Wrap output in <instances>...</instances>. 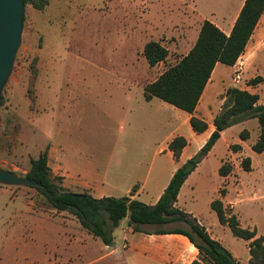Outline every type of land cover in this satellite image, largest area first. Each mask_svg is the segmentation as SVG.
I'll list each match as a JSON object with an SVG mask.
<instances>
[{
  "label": "rangeland",
  "instance_id": "1",
  "mask_svg": "<svg viewBox=\"0 0 264 264\" xmlns=\"http://www.w3.org/2000/svg\"><path fill=\"white\" fill-rule=\"evenodd\" d=\"M222 5L221 0H49L43 11L26 6L21 46L2 91L0 168L25 175L30 160L38 157L49 144L90 151L96 160L119 148L164 147V137L154 136L153 133H158L153 132L151 122L144 123L147 113L141 87L133 83L135 78L136 81L143 78L131 72L127 74L120 62L128 60L136 64L140 48L148 40L158 41L168 50L164 62L148 69L154 77H146L144 87L186 55L204 15H218L219 9L224 14L229 12ZM124 34L128 36L129 58L121 38ZM136 52L139 54L135 55ZM32 65L36 69L34 105L28 96ZM236 65L240 73L238 87H249L250 91L259 93L264 103V23ZM255 78L261 81L250 85ZM241 130L236 124L216 147L223 163L233 165L230 174L245 171L242 160L249 157H233L228 148L237 151L234 146L239 144L241 148H251L250 142L257 139V132L253 130L250 141L240 142ZM252 157L255 172L249 177L258 183L264 179V153ZM215 176H211L215 178L212 183L199 185L200 193L186 201V207L194 209V220L209 230V236L220 241L221 235L226 246L236 245L245 264V240L234 237L227 226L224 229L220 225L212 226V222L218 221L210 208L208 191L210 186L215 188L223 180L218 171ZM225 185L221 183L218 190L220 199L222 190L226 191ZM10 195L15 197L9 199ZM40 197L29 187L0 186V264H45L47 253L52 254L67 240L60 222L71 224L70 220L74 219L79 224L70 213L59 215L44 206ZM213 197L219 199L217 195ZM259 202L263 204L264 199ZM248 204L242 202L237 209L243 206L247 209ZM225 207L231 210L230 205ZM246 222L247 218L242 216L241 223ZM126 227L127 219H124L114 230L118 245L122 243V231ZM80 228L85 230L81 225ZM175 228L191 232L187 224L180 222L142 227L147 233ZM85 232L90 236L81 234L87 251L83 259L90 261L107 256L111 246L102 247L98 238ZM168 236L180 238L175 234L162 238ZM121 252L119 249L111 256L120 257ZM194 252L197 255L192 260L187 255ZM186 254L177 253L171 260L174 264H191L199 258L194 247Z\"/></svg>",
  "mask_w": 264,
  "mask_h": 264
},
{
  "label": "crops",
  "instance_id": "2",
  "mask_svg": "<svg viewBox=\"0 0 264 264\" xmlns=\"http://www.w3.org/2000/svg\"><path fill=\"white\" fill-rule=\"evenodd\" d=\"M221 1L223 2V9H228L229 12L224 14V11L219 9L218 15L213 13L209 16L204 15L203 20L210 21L224 34L228 35L245 0ZM261 23H264V13L250 37L244 52L255 37ZM199 29L192 39L189 50L197 40ZM121 38L122 41H125L127 49L126 57L129 58L127 55L129 51V48H127L128 36L124 34ZM149 41L155 40H148L142 44L139 50L140 58L136 60V64H130L128 60L121 61L120 67H125L129 75L131 72L135 76L143 78V80L140 81H136L135 78L133 83L139 86V88L141 87L142 99L145 103L143 108L145 113H147L145 117L147 121L144 120V123L150 125L151 122L153 132L158 133H153L154 136L158 135L164 137V147L119 148L109 155L106 153L102 160H96V158L91 157L90 151L81 152L71 148H56L49 144L48 166L54 176L62 178V186L65 189L74 193H87L94 199L128 197L130 200H137L147 206L155 205L169 184L174 172L201 149L214 131L213 121L221 110L227 87L230 85L231 88H239L238 85L240 82L235 79L237 72L235 68L244 53L232 67L220 63L215 65L193 114L195 117L205 121L208 128L203 133H195L190 126V114L164 103L157 98L145 101L143 97L144 81L146 77H154V73L148 71V69L152 67L148 65L143 56L144 46ZM139 53L136 52L135 55ZM138 64L139 68L135 66ZM238 76H240L239 72ZM239 89L246 90L251 94H256L259 98L257 104L264 106V103H262V96L259 93L250 91L249 87ZM256 121L257 119L254 118L238 124L242 127L241 132H247L248 137L246 140L248 141H250L253 130L257 132L258 138L259 124L258 121ZM235 126L236 125L222 131L220 139L215 143L208 155L200 162L196 169L188 176L180 188L175 207L188 214L193 219L195 218L193 213L194 209H187L186 201L194 199L195 195L200 193L198 188L201 183H212L211 181L213 179L215 180V178L211 176L216 177V172H219L220 167L224 164L222 158L217 156L218 148L216 147ZM175 137H183L187 141L177 161L168 149V144ZM246 140H240L239 137V141L242 143L246 142ZM255 141L250 142L251 145L254 144ZM237 146L240 147L237 151H232L231 148H228L230 155L233 157L236 155L237 158L241 157V155L249 157L251 162L250 170L246 172L243 171L242 173L238 171L232 172L226 177H221L223 179L221 183L226 184L224 196L220 199L218 194L221 185L219 180L217 187L212 188L210 186L209 191L207 190L211 194L208 202L210 205L212 201L220 200L224 203V206L230 205L231 210L236 215L242 228L255 230L256 237L264 236V203L259 204V200L264 199V179L258 183L257 181L253 182L250 180L249 176L255 172V164L252 156L256 153H254L251 148H241L243 147L241 144ZM212 168L213 172H211ZM259 175L261 174L259 173ZM213 195H217L219 199H214ZM13 197L15 196L10 195L9 199ZM242 202L249 203L247 209H245L244 206L237 209ZM64 213L65 212H59V215H63ZM242 216L247 218L245 225L241 223ZM62 222H60L62 224L61 231L67 236V240L61 246L56 247V251L52 254L47 253L45 264H100L102 262H105V264H174L171 257H175L177 253L186 254L187 250L193 247L189 240L183 235L175 234L177 237H180L176 239L174 236L162 238L167 235L133 233L132 229L127 225L122 231L124 236L121 245H118L115 241L113 231V241L112 244H110L112 249L110 252L106 253L107 256L85 261L83 258L87 251L84 250L85 246L83 243L85 244V240L81 239V234L85 233L87 236L90 235L87 234L85 230H81L80 225L74 219L70 220L71 224ZM197 223L205 229L206 233H209V230L200 222ZM218 225H220L222 229L226 228V225H221L219 222H212L213 227ZM81 231L84 232L82 233ZM210 238L212 237L210 236ZM214 240L226 248L237 262L244 264L241 261L242 254L239 253L236 245L230 243L226 246L224 238L221 235L220 241L217 238ZM249 243L250 241H245L244 243L247 253L245 264H249ZM102 247H105L104 244ZM119 249H122L120 257L111 256ZM196 250L195 248V251ZM196 255L197 254L194 252L193 255L190 253L187 256H192V260H194L196 259Z\"/></svg>",
  "mask_w": 264,
  "mask_h": 264
},
{
  "label": "trees",
  "instance_id": "3",
  "mask_svg": "<svg viewBox=\"0 0 264 264\" xmlns=\"http://www.w3.org/2000/svg\"><path fill=\"white\" fill-rule=\"evenodd\" d=\"M23 2L25 7L30 6L36 11H43L49 0H23ZM263 13L264 0H245L228 35L210 21L203 20L197 40L189 52L143 87L145 101H150L152 98L160 99L190 114V126L195 133L206 131L207 123L193 114L211 73L217 63L229 67L236 64ZM143 56L148 65L154 67L166 60L168 50L158 41H149L144 46ZM31 70L28 96L34 105L33 87L36 69L33 65ZM260 81V78H255L250 81V85ZM258 99L256 94L236 87L226 91L221 110L213 121L214 131L201 149L174 172L161 197L153 206L130 200L128 197L94 199L87 193H74L65 189L62 186V178L54 176L48 166V147L40 152L38 157L30 160L27 173L22 175L36 180L41 186L25 187L34 189L41 196L44 206L57 213L68 212L73 215L83 229L104 245L112 243V233L124 219H127V225L133 233H147L143 231V226L163 227L180 222L187 224L191 232L175 228L157 229L150 234L185 236L198 250L199 258L191 264H240L226 248L210 238L203 227L199 226L191 216L176 208L175 204L183 183L208 155L225 129L249 119H257L259 135L251 150L256 154L264 152V106L257 104ZM2 104L1 95L0 107ZM239 137L241 140H246L248 134L242 131ZM186 144L187 141L183 137H175L168 144V149L176 161ZM239 148L234 146V149ZM250 163L249 158L242 160L245 171L250 170ZM232 170L233 165L225 162L219 169V175L226 177ZM221 193L224 196V190ZM210 208L215 212L218 222L226 225L234 237L250 241L249 264H264V236L256 237L255 230L242 228L236 215L227 209L222 201H212Z\"/></svg>",
  "mask_w": 264,
  "mask_h": 264
},
{
  "label": "water",
  "instance_id": "4",
  "mask_svg": "<svg viewBox=\"0 0 264 264\" xmlns=\"http://www.w3.org/2000/svg\"><path fill=\"white\" fill-rule=\"evenodd\" d=\"M25 17L23 0H0V98L13 71L22 42ZM0 186H41L36 180L0 168ZM112 244V243H111Z\"/></svg>",
  "mask_w": 264,
  "mask_h": 264
},
{
  "label": "built area",
  "instance_id": "5",
  "mask_svg": "<svg viewBox=\"0 0 264 264\" xmlns=\"http://www.w3.org/2000/svg\"><path fill=\"white\" fill-rule=\"evenodd\" d=\"M236 81L239 80V76H238V72H236V77H235Z\"/></svg>",
  "mask_w": 264,
  "mask_h": 264
}]
</instances>
